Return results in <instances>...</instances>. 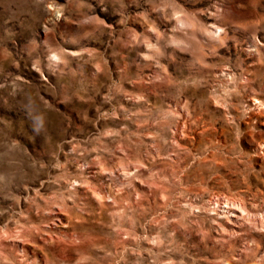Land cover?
I'll return each instance as SVG.
<instances>
[{"label": "rangeland", "instance_id": "1", "mask_svg": "<svg viewBox=\"0 0 264 264\" xmlns=\"http://www.w3.org/2000/svg\"><path fill=\"white\" fill-rule=\"evenodd\" d=\"M260 219L264 0H0V264H264Z\"/></svg>", "mask_w": 264, "mask_h": 264}, {"label": "bare ground", "instance_id": "2", "mask_svg": "<svg viewBox=\"0 0 264 264\" xmlns=\"http://www.w3.org/2000/svg\"><path fill=\"white\" fill-rule=\"evenodd\" d=\"M183 20V19H182ZM182 22V21H181ZM185 22V21H184ZM184 24V23H183ZM188 26H191V24H187ZM216 28V27H215ZM217 32V31H216ZM216 32H214L216 34ZM214 33H211V34H214ZM219 35V34H218ZM217 36V35H216ZM254 102L256 101V98H253L252 99ZM133 188H136V185H133ZM223 205V211L224 212H229L230 213V222H229V225H234V224H237L238 222V219H242L243 218V215H244V207H243V204L241 203H237V202H234L233 200L232 201H227L225 202ZM216 206H217V203H216ZM220 206V205H219ZM252 220H255V219H251L250 222L252 224ZM257 220V219H256ZM255 220V221H256ZM262 223H264V220L263 219H260ZM256 223V222H254ZM261 224V223H260ZM243 225V223H239V226L241 227ZM257 224H253V226H255ZM222 233H224L225 237L228 238V239H233V238H236V235L238 233V230H235V228H231V229H226V230H222ZM2 243H0L1 245Z\"/></svg>", "mask_w": 264, "mask_h": 264}]
</instances>
